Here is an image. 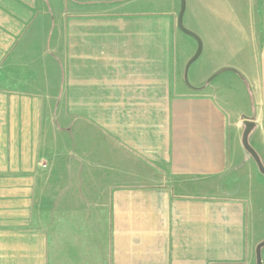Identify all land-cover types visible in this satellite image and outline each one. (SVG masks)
<instances>
[{"label": "crops", "instance_id": "1", "mask_svg": "<svg viewBox=\"0 0 264 264\" xmlns=\"http://www.w3.org/2000/svg\"><path fill=\"white\" fill-rule=\"evenodd\" d=\"M246 1L189 5L210 63L187 82L175 8L0 0V264L252 262L233 177L243 120L264 133V0Z\"/></svg>", "mask_w": 264, "mask_h": 264}, {"label": "rangeland", "instance_id": "2", "mask_svg": "<svg viewBox=\"0 0 264 264\" xmlns=\"http://www.w3.org/2000/svg\"><path fill=\"white\" fill-rule=\"evenodd\" d=\"M233 1L234 3L236 2L234 4L236 6V10L233 12V14L244 17V7L242 3H244L246 6L247 1L246 0H233ZM192 2L193 0H184L185 10L182 17V23L185 27L187 24V20L189 18V11H190L189 5H191ZM137 3L146 4L147 7L153 10L168 11L171 10L172 8H175V10H177V12L179 13L181 0H137ZM246 26H249L248 22L246 23ZM180 33L183 35L182 38L183 40L178 41V49L180 52H183L184 55L192 54L191 55L192 57L197 49V40L192 36L183 34L182 32ZM254 40L255 39H252V41ZM200 41L202 44L201 38ZM242 41L243 38L239 37V33L233 29L231 35L232 45L236 46ZM255 43L259 45L260 42L258 39H256L254 44ZM245 46L247 47H245L242 53H240L239 55H234L233 63L242 62L245 65H249V63H253L254 61L253 57H255L254 47L248 42L245 43ZM202 47H201V52H202ZM201 52L200 55L191 63L189 68L185 71V78L187 82L193 81V74L195 73L194 70H197L198 72L201 71L205 72L208 69L207 67H209L210 59L207 58V51L204 50L202 53ZM184 67H186V63ZM258 129L260 130V128ZM243 130H244V126H243ZM248 140L250 145L255 149V151L260 156L261 161L264 165V133L262 134L255 129L254 132H251L249 134ZM243 151L244 152L242 154V157L240 158V161L235 167L236 169L234 173L236 174H234L233 177V185L234 187H238V191H239L238 193L241 194L242 199L246 203L247 219H248V225L250 227L249 242H250L251 250L255 255L256 245L264 239V176L259 172L257 165L254 162L251 155L245 149ZM60 153L62 154V152ZM261 258H262V264H264V246L261 248ZM250 264H256L255 258H253Z\"/></svg>", "mask_w": 264, "mask_h": 264}, {"label": "water", "instance_id": "3", "mask_svg": "<svg viewBox=\"0 0 264 264\" xmlns=\"http://www.w3.org/2000/svg\"><path fill=\"white\" fill-rule=\"evenodd\" d=\"M184 10H185V3H184V0H181L180 10H179V13L177 15V27L183 33H185L189 36H192L197 40V49H196L194 55L186 63L185 70H187L189 65L199 56V54L201 52V47H202L201 45L202 44H201L199 37L195 33L190 31L186 27H184V25L182 23V17H183ZM243 124H244V130H243L242 136H241L242 146L251 155V157L253 158L254 162L257 165L259 172L264 176V165L261 161V158L258 155V153L255 151V149L250 145L249 140H248L249 134H250L251 130L253 129L255 123L252 119H244ZM263 246H264V239L262 241H260L255 247V263L256 264H262L261 248Z\"/></svg>", "mask_w": 264, "mask_h": 264}]
</instances>
